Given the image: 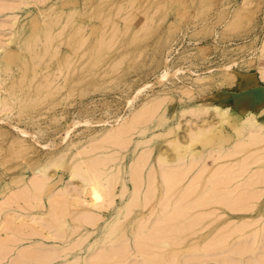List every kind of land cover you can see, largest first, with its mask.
Listing matches in <instances>:
<instances>
[{"label": "rangeland", "instance_id": "1", "mask_svg": "<svg viewBox=\"0 0 264 264\" xmlns=\"http://www.w3.org/2000/svg\"><path fill=\"white\" fill-rule=\"evenodd\" d=\"M263 70L264 0H0V264H264Z\"/></svg>", "mask_w": 264, "mask_h": 264}, {"label": "bare ground", "instance_id": "2", "mask_svg": "<svg viewBox=\"0 0 264 264\" xmlns=\"http://www.w3.org/2000/svg\"><path fill=\"white\" fill-rule=\"evenodd\" d=\"M263 75H264V70H263ZM221 110H222V109H221ZM223 111H224V109H223L222 111H219V113L222 112V114H223V113H227V112H228L227 110H225L226 112H225V111L223 112ZM222 114H221V115L219 114V115H220V116H223L224 114H223V115H222ZM248 115H249V114H248ZM250 115H252V114H250ZM253 116H254V115H253ZM253 116H252V117H251V116H249V117L247 116L249 119H248V118L244 119V120H247V119H248V122H246V121L243 120V121L245 122V124H244V122H242V123L245 125L244 127L247 126V128H249L248 126L251 127V126H255V125L259 124V122H258V123L255 122V121H256L255 119H251V118H253ZM254 120H255V121H254ZM254 124H255V125H254ZM257 126L259 127V126H261V125H257ZM239 129H240V128H239ZM238 131H239V130H238ZM240 131H241V129H240ZM262 132H264V131H262ZM241 133H242V132H241ZM197 134H199V133H197ZM197 134L194 135V136H197ZM263 135H264V134H263ZM194 138H196V137H193L192 140H194ZM76 167H77V166H76ZM76 167H75V169H77ZM77 170H78V169H77ZM79 172H81V171H79ZM87 172H88V170H87ZM84 173H85V172H84ZM89 173H90V171H89ZM90 175H91V174H86V176H89V177H90ZM92 176H93V175H92ZM83 177H84V176H83ZM89 177H87V180H86L87 182H85L87 185H88V184H91L90 181H92V180L88 181L89 179H93V178H95V179L98 181L97 173H96V177H94V176H93V178H89ZM98 177H99V175H98ZM101 178H102V177H101ZM85 179H86V178L84 177V180H85ZM96 180H93V181H94L93 184H95V185L97 186V183L100 181V179H99L98 182H97ZM111 181H112V180H111ZM88 182H89V183H88ZM96 182H97V183H96ZM93 184H92V187H94ZM98 184H99V183H98ZM104 184H105V183H104ZM90 186H91V185H90ZM101 186H103V185L101 184ZM100 189L103 190V189H104V186H103L102 188L100 187ZM92 191H93V190H92ZM92 193H93V195H95L97 198L101 196V192L99 191L98 187H97V190H96V187H94V192H92ZM102 193L104 194V192H102ZM91 195H92V194H91ZM100 198H101V197H100ZM102 198H103V196H102ZM94 200L96 201V199H94ZM97 200H99V198H98ZM125 207H126V206H125ZM128 207H129V206H128ZM241 208H242V207H241ZM241 208H240V209H241ZM251 208H252V207H251ZM126 209H127V208H126ZM125 211H126V210H125ZM170 244H171V243H170ZM262 260H263V259H262ZM258 261H259V260H258ZM250 263H251V262H250ZM248 264H249V263H248ZM252 264H253V262H252ZM255 264H256V263H255Z\"/></svg>", "mask_w": 264, "mask_h": 264}]
</instances>
